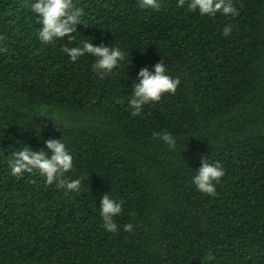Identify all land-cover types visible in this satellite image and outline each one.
Here are the masks:
<instances>
[{
    "label": "trees",
    "instance_id": "16d2710c",
    "mask_svg": "<svg viewBox=\"0 0 264 264\" xmlns=\"http://www.w3.org/2000/svg\"><path fill=\"white\" fill-rule=\"evenodd\" d=\"M73 2L76 41L45 45L28 0H0V264H205L209 253L208 264H264V0H232L235 17L178 0L159 10ZM86 39L119 46L125 60L100 79L94 58L61 52ZM158 63L180 79L176 94L134 117L138 73ZM162 131L174 150L153 135ZM60 138L79 192L45 186L36 171L11 175L13 152L50 156L45 142ZM202 159L225 171L214 196L191 183ZM105 194L123 202L115 233L102 227Z\"/></svg>",
    "mask_w": 264,
    "mask_h": 264
},
{
    "label": "clouds",
    "instance_id": "9594fccd",
    "mask_svg": "<svg viewBox=\"0 0 264 264\" xmlns=\"http://www.w3.org/2000/svg\"><path fill=\"white\" fill-rule=\"evenodd\" d=\"M30 11L39 17V29L35 35L45 45L54 44L68 37V43L76 41L73 33L76 25L81 23L83 9L78 7L73 0H28ZM139 6L143 9L159 10V0H139ZM177 6L200 16L213 17L219 12L223 16L235 17L238 15L232 0H178ZM232 25L223 28L222 35L228 37L232 32ZM0 51H4L0 48ZM61 52L65 54L70 62H76L81 57H92L94 62L91 71L100 79L111 74L126 58V53L119 46H93L89 40H80L74 46H64ZM180 79L173 78L167 72L166 66L158 63L152 72L147 69L139 71L137 82L132 87V94L128 96L126 104L132 116H139L144 106L158 103L164 94L175 95ZM169 150L176 148L175 137L167 132L154 133ZM50 156L44 152H35L24 146L11 154L8 168L12 176L20 177L24 173L33 171L43 178L45 186L55 185L57 189H63L65 194L79 192L81 179L70 180L65 178V173L73 169V156L61 140H48L45 142ZM225 175L223 166L219 163H209L201 160V167L191 178L192 185L196 191L207 196L216 194V186ZM122 201L112 198L109 194L103 195L100 202L99 215L103 221L102 227L109 233H115L118 225L115 217L122 213ZM133 224L123 225L125 232H131ZM215 257L209 253L205 258V264L211 262Z\"/></svg>",
    "mask_w": 264,
    "mask_h": 264
}]
</instances>
